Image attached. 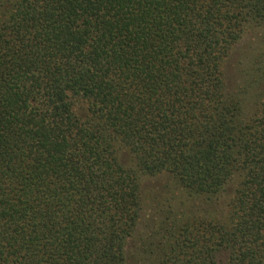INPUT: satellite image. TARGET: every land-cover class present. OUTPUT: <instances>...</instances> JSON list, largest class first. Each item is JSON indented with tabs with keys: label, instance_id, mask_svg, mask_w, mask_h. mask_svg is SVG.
I'll use <instances>...</instances> for the list:
<instances>
[{
	"label": "trees",
	"instance_id": "obj_1",
	"mask_svg": "<svg viewBox=\"0 0 264 264\" xmlns=\"http://www.w3.org/2000/svg\"><path fill=\"white\" fill-rule=\"evenodd\" d=\"M261 26L264 0H0V264H264V32L224 72Z\"/></svg>",
	"mask_w": 264,
	"mask_h": 264
},
{
	"label": "rangeland",
	"instance_id": "obj_2",
	"mask_svg": "<svg viewBox=\"0 0 264 264\" xmlns=\"http://www.w3.org/2000/svg\"><path fill=\"white\" fill-rule=\"evenodd\" d=\"M263 32L264 26L247 28L232 49L224 65L226 83L229 89L242 87L243 82L254 73V60L260 51L259 41ZM160 181V176H145L142 179L143 188L148 192L149 197L152 196L151 192L153 190H157ZM134 240L133 238L131 243H129L130 247Z\"/></svg>",
	"mask_w": 264,
	"mask_h": 264
}]
</instances>
